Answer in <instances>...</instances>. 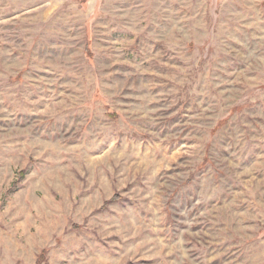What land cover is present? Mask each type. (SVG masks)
<instances>
[{
    "label": "rangeland",
    "instance_id": "obj_1",
    "mask_svg": "<svg viewBox=\"0 0 264 264\" xmlns=\"http://www.w3.org/2000/svg\"><path fill=\"white\" fill-rule=\"evenodd\" d=\"M0 264H264V0H0Z\"/></svg>",
    "mask_w": 264,
    "mask_h": 264
}]
</instances>
